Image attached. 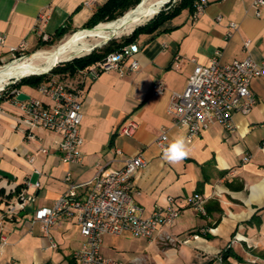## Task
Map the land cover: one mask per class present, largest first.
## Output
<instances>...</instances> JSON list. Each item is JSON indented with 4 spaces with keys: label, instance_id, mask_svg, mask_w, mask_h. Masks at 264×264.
<instances>
[{
    "label": "crops",
    "instance_id": "0c3cea01",
    "mask_svg": "<svg viewBox=\"0 0 264 264\" xmlns=\"http://www.w3.org/2000/svg\"><path fill=\"white\" fill-rule=\"evenodd\" d=\"M84 1L0 0V32L4 35L0 62L13 56L12 49L22 42L33 50L42 35L52 38L65 26L69 31L82 28L106 0H95L90 6ZM253 1L205 0L201 13L183 9L155 31L140 33L132 41L137 44L135 69L104 71L84 81L79 75L56 77L84 93L80 162L62 161L58 133L36 128L28 138L12 97L1 102L0 214L17 188L27 187L26 183L35 199L4 219L6 243L0 246V258L5 257L7 264H77L73 251L84 238L75 218L60 219L46 235L42 224L33 220L35 209L52 205L67 189L63 179L67 171L73 181L88 182L98 166L117 168L124 157L140 152L146 165L132 180L133 199L142 206L143 215L166 208L168 197L174 199L180 214L170 226L159 227L152 239L129 233L104 235L101 250L105 255L125 264H264V76L251 82L257 103L246 115L234 112L231 129L215 123L188 142L186 129L176 126L166 112L172 92L184 90L194 65L207 63L216 51L221 62L247 55L255 61L263 59L264 6L257 16ZM230 22L236 29H230ZM131 60L127 58L125 65ZM157 79L163 81L164 90L156 95L151 88ZM18 90L52 102L37 88ZM129 121L136 127L126 135L119 128ZM162 131L167 140L160 145L157 137ZM178 136L185 139L189 154L172 164L163 159V150ZM194 192L205 198L204 214L188 203ZM166 234L176 241H167Z\"/></svg>",
    "mask_w": 264,
    "mask_h": 264
},
{
    "label": "built area",
    "instance_id": "2783aa9c",
    "mask_svg": "<svg viewBox=\"0 0 264 264\" xmlns=\"http://www.w3.org/2000/svg\"><path fill=\"white\" fill-rule=\"evenodd\" d=\"M95 0H85L84 4L90 6ZM205 0L194 1V13L202 12ZM264 0H254L255 14L260 15V8ZM219 18V16H218ZM230 29H236L234 22L229 23ZM43 40L50 39L42 35ZM4 35L0 32V43ZM249 39L244 41L247 46ZM27 50L25 43L13 48L15 53L23 54ZM137 51V44L129 43L117 51L108 53L105 58L92 64L79 72V80L96 78L100 73L117 70L120 73L135 69L137 60L133 57ZM132 57L130 63L125 60ZM177 60L174 66H177ZM264 76V57L255 61L250 55L230 62H221L219 52L210 58L207 63H196L188 76L186 86L182 92H172L166 108L176 126L186 129L188 142L196 138L201 131L210 125L219 123L231 129L232 115L239 112L248 114L257 103V97L251 89L253 78ZM37 90L52 102L47 103L39 98L29 95L28 99L17 100L15 96L20 90H14L12 102L19 109L20 123L28 138L34 136L36 128L58 133L60 139L57 148L61 159L66 163H77L82 160L79 147L82 144L80 126L82 119V100L84 93L81 88L70 83L51 77L42 82ZM164 90L161 79H157L151 88L153 94H160ZM136 124L129 121L121 125L119 130L123 134L131 135ZM167 134L162 131L157 137V143L163 145ZM46 152V148H41ZM116 149V153H120ZM32 160V157H29ZM146 165V160L139 152L134 156L124 157L122 164L117 168L106 169L105 165L98 166L94 177L88 182L77 183L72 180L71 173L67 171L63 177L67 189L54 200L50 206L37 207L33 220L42 224L43 233L49 235L52 225L64 217H74L79 232L84 241L79 248L73 251L77 264H125L123 261L105 255L101 250L104 235H122L129 233L134 236L152 239L161 226H170L179 216L180 210L174 207V199L168 197L169 205L164 209L154 210L150 215H143V208L133 199V175ZM21 187L1 209L0 214V246L6 243V234L2 231L3 221L18 214L25 206L35 199L34 191ZM39 186V182L33 185ZM86 189L80 190L81 187ZM189 205L201 213H205V198L199 192L188 197ZM169 242H175L170 234L165 235ZM51 246L56 243L51 240Z\"/></svg>",
    "mask_w": 264,
    "mask_h": 264
},
{
    "label": "trees",
    "instance_id": "16d2710c",
    "mask_svg": "<svg viewBox=\"0 0 264 264\" xmlns=\"http://www.w3.org/2000/svg\"><path fill=\"white\" fill-rule=\"evenodd\" d=\"M140 1L141 0H106L94 10L91 17L82 26V29H91L100 22L114 20L122 16L129 8L135 7ZM194 1L195 0H178L177 2L168 3L164 9L155 14L145 24L137 26L133 32L122 41L118 42L116 40H110L102 47L94 48L86 55L74 57L71 60L61 62L52 67L48 72L49 74H31L22 77L19 81L11 84L9 88L0 95V104L3 100L13 96L12 91L21 89L23 86L36 88L42 82L49 80L52 75H58L59 77L78 76L80 71L85 70L92 64L102 60L108 53L117 51L122 48V46L132 43L140 33H151L155 31L161 24H163V22L178 15L183 9H188L192 12L194 10ZM68 31L69 26L60 28L52 38L42 40L37 48L42 45L52 44L55 40L63 37ZM18 190L19 189L17 188L16 191Z\"/></svg>",
    "mask_w": 264,
    "mask_h": 264
},
{
    "label": "bare ground",
    "instance_id": "6f19581e",
    "mask_svg": "<svg viewBox=\"0 0 264 264\" xmlns=\"http://www.w3.org/2000/svg\"><path fill=\"white\" fill-rule=\"evenodd\" d=\"M160 7L159 0H141L119 18L100 22L91 29H79L53 48L37 50L23 60H15L3 66L0 68V88L10 78L47 71L61 60L90 51L95 43L88 42V37H92L98 42L99 39L105 40L111 34L129 31L135 24L152 17Z\"/></svg>",
    "mask_w": 264,
    "mask_h": 264
},
{
    "label": "rangeland",
    "instance_id": "374dc122",
    "mask_svg": "<svg viewBox=\"0 0 264 264\" xmlns=\"http://www.w3.org/2000/svg\"><path fill=\"white\" fill-rule=\"evenodd\" d=\"M178 0H168V2L166 3V4H164L163 5V7H160V9L155 13V14H157L158 12H160L162 9H164L165 7H166V5L168 4V3H173V2H177ZM130 9V8H129ZM128 9V10H129ZM127 10V11H128ZM154 14V15H155ZM153 15V16H154ZM152 16V17H153ZM152 17H150V18H148L147 20H143L142 22H140L139 24H135L133 27H132V29H130L129 31H126V32H124V31H122L121 33H119V34H111L108 38H106L105 40L103 39V40H98V42L97 41H95V39H93L92 37H88L87 38V40H88V42H90V43H95L94 45H93V47L91 48V50L90 51H88V52H84V53H81V54H79V55H75V56H73V57H71V58H69V59H65V60H61V61H59L58 63H56L54 66H56V65H58V64H60L61 62H65V61H68V60H71L72 58H74V57H78V56H83V55H86V54H88V53H90L94 48H99V47H102L105 43H107L108 41H110V40H116V41H118V42H120V41H122L124 38H126L128 35H130L132 32H133V30L137 27V26H139V25H142V24H145L146 22H148ZM119 18V17H118ZM99 24V23H98ZM97 24V25H98ZM97 25H95L94 27H96ZM93 27V28H94ZM79 29H82V28H79ZM79 29H77V30H79ZM77 30H75V31H77ZM75 31H69V32H67L66 34H64V36L63 37H61L60 39H57V40H55L52 44H46V45H42V46H40L39 48H34L33 50H26L25 52H23V54H18V53H15L13 56H11L10 58H8V59H6V60H4V61H2V62H0V68H2L3 66H5V65H7V64H9V63H11V62H13V61H17V60H23V59H25L26 57H28L30 54H32V53H34V52H36L37 50H45V49H50V48H53V47H55V46H57L59 43H61L62 41H64V39L66 38V37H68L70 34H72L73 32H75ZM53 66V67H54ZM52 68V67H51ZM49 72V70L47 71V72H42V73H48ZM39 74H41V73H39ZM49 74V73H48ZM31 75V74H30ZM50 76V75H49ZM22 77H25V76H22ZM22 77H17V78H10L8 81H6V83H4V85L0 88V95L3 93V92H5L8 88H9V86L11 85V84H13L14 82H17V81H19ZM51 77H58V75H52ZM22 88V87H21ZM26 90H27V88H26ZM27 91H30L29 89L27 90ZM0 264H7V260L5 259V257L2 259V258H0Z\"/></svg>",
    "mask_w": 264,
    "mask_h": 264
},
{
    "label": "clouds",
    "instance_id": "9594fccd",
    "mask_svg": "<svg viewBox=\"0 0 264 264\" xmlns=\"http://www.w3.org/2000/svg\"><path fill=\"white\" fill-rule=\"evenodd\" d=\"M168 0H159V4L163 7ZM188 147L183 136L174 138L163 150V159L169 163L175 164L182 161L188 156Z\"/></svg>",
    "mask_w": 264,
    "mask_h": 264
},
{
    "label": "water",
    "instance_id": "95a60500",
    "mask_svg": "<svg viewBox=\"0 0 264 264\" xmlns=\"http://www.w3.org/2000/svg\"><path fill=\"white\" fill-rule=\"evenodd\" d=\"M51 69V67L48 69V70H50ZM47 70V71H48ZM47 71H42V72H47ZM42 72H35V73H32V74H39V73H42ZM28 97H29V95L28 94H26L25 92H19L16 96H15V98L17 99V100H25V99H28Z\"/></svg>",
    "mask_w": 264,
    "mask_h": 264
}]
</instances>
